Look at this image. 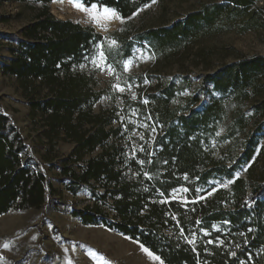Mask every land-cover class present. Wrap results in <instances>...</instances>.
I'll return each mask as SVG.
<instances>
[{"label":"rangeland","instance_id":"rangeland-1","mask_svg":"<svg viewBox=\"0 0 264 264\" xmlns=\"http://www.w3.org/2000/svg\"><path fill=\"white\" fill-rule=\"evenodd\" d=\"M42 6L33 0H0V107L19 129L27 154L47 172L55 196L41 208L21 210L15 205L0 215V264H166L137 240L102 222L85 224L73 216L74 208L95 204L94 188L99 196L104 190L91 182L75 194L68 191L69 182L60 180L58 166L75 150L76 141L67 135V125L53 128L50 112L32 105L20 80L2 72L3 61L11 58L9 47L17 45L11 35L30 23ZM46 7L56 18L91 26L105 37L90 55L73 66V71L94 77L90 86L99 98L92 104V115L115 117L106 130L121 128L120 142L127 160L137 159L139 154L152 159L162 149L157 139L164 136V126L176 125L177 118L187 115L190 109L202 112L214 100L221 103V119L210 140L211 149L203 145L210 157L217 160L228 153L236 161L242 155L247 135L256 134L258 148L254 158L242 164L232 179L220 178L198 185L193 197L188 186H180L160 203L206 201L218 191H229L238 180L245 182L248 193L252 184H264V107L260 105L264 100V67L253 73L246 91L233 82L234 76L227 77L231 86L228 94L205 82L207 76L242 58L264 57V0H150L128 18L109 7L116 15H105L104 6L88 5L82 0H52ZM181 23L183 32L186 30L184 35H147ZM139 34L146 37L139 40ZM130 44V55L126 57ZM35 85L39 86L40 81ZM121 88L124 90L120 91ZM39 90L36 99L43 102L47 90ZM195 97L199 101L192 104ZM83 109L87 111L86 106ZM242 115L247 120L243 128L239 125L234 137H226L228 126ZM78 116L79 113L74 115L70 126L78 125ZM92 127L86 122L82 129ZM260 127L262 130L257 132ZM102 152L101 147L86 152L84 160ZM259 200L264 203V195ZM110 204L111 201L105 209ZM229 226L227 221L213 224L211 230L201 229L199 237L213 241V233L227 236ZM197 238L198 233L193 231L189 242L194 244Z\"/></svg>","mask_w":264,"mask_h":264},{"label":"trees","instance_id":"trees-1","mask_svg":"<svg viewBox=\"0 0 264 264\" xmlns=\"http://www.w3.org/2000/svg\"><path fill=\"white\" fill-rule=\"evenodd\" d=\"M33 1L43 6L30 23L11 35L17 45L9 47L11 58L3 61L2 72L20 80L32 105L50 112L53 128L67 125V135L76 141L75 150L60 160L58 166L60 180L69 182L68 191L75 194L91 182L104 190L99 196L94 188L95 204L74 208L73 216L85 224L102 222L137 240L166 264H264V203L259 200L264 195V184H252L248 193L245 182L238 180L229 191H218L206 201L160 203L180 186H188L193 197L198 185L220 178L232 179L242 164L254 158L258 148L256 134L247 135L242 155L236 161L228 153L217 160L210 157L206 148L211 149L210 140L221 119V103L214 100L202 112L190 109L187 115L177 118L176 125L164 126V136L157 139L162 149L152 159L139 154L137 159L127 160L120 142L121 128L106 130L115 117L92 115V104L99 98L90 86L95 82L94 77L73 71V66L90 55L105 37L91 26L56 18L46 7L52 0ZM82 1L113 8L122 18H128L150 0ZM255 1L243 0L244 3ZM183 26L176 24L171 29L150 31L147 35L178 37L186 33ZM144 37L137 35L139 40ZM131 47L130 44L126 57ZM263 67V56L242 58L207 76L205 82L228 94L231 86L226 82L227 77L234 76L233 82L246 91L253 73ZM36 81H40L39 86L35 85ZM39 88L47 90L43 102L36 99ZM198 101L195 97L192 104ZM260 105L264 107V100ZM85 106L87 111L83 109ZM76 113L79 123L70 126ZM245 121V115L234 119L225 136L234 137L237 127L243 128ZM86 122L93 125L90 130L82 129ZM261 130L260 127L257 132ZM99 147L103 148L100 155L84 160L86 152L92 153ZM26 149L19 129L0 107V215L15 205L21 210L41 208L55 196L47 172ZM229 162L231 167L227 166ZM109 201V209H105ZM223 221L230 223L227 236L213 233V243H208L209 238L199 237L201 229L211 230L213 224ZM193 231L198 233V238L191 244ZM218 237L222 239L220 242L216 240Z\"/></svg>","mask_w":264,"mask_h":264},{"label":"snow or ice","instance_id":"snow-or-ice-1","mask_svg":"<svg viewBox=\"0 0 264 264\" xmlns=\"http://www.w3.org/2000/svg\"><path fill=\"white\" fill-rule=\"evenodd\" d=\"M153 2H155V0H153ZM75 6H77V7H81V5L80 4H76ZM92 7L93 8H95V7H97L96 5H92ZM103 12H104V14L105 15H116V13L114 12V10H112V9H109V8H107L106 6H104L103 7ZM113 43H115V41H113ZM131 64V61H129L126 65H125V67L127 68L129 65ZM118 87V86H117ZM120 91H123L124 89H119ZM146 102V101H145ZM140 163L141 164H143L144 163V161H140ZM147 175V174H146ZM149 178H151V177H149ZM184 191H187V189H184ZM163 202V201H162ZM190 242H192V241H190ZM208 243H213V241H208ZM142 247V249H143V251H145L146 253H148V255H150V256H152L153 254L147 249V248H144L143 246H141ZM233 255H235V253H233ZM155 259H159V257H154Z\"/></svg>","mask_w":264,"mask_h":264}]
</instances>
